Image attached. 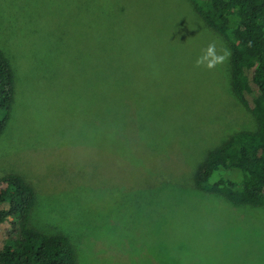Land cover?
Listing matches in <instances>:
<instances>
[{
    "label": "rangeland",
    "instance_id": "1",
    "mask_svg": "<svg viewBox=\"0 0 264 264\" xmlns=\"http://www.w3.org/2000/svg\"><path fill=\"white\" fill-rule=\"evenodd\" d=\"M226 43L191 0H0L16 87L0 175L34 189L31 225L64 233L77 264H264V206L192 183L210 149L257 127L229 55L196 67Z\"/></svg>",
    "mask_w": 264,
    "mask_h": 264
},
{
    "label": "trees",
    "instance_id": "2",
    "mask_svg": "<svg viewBox=\"0 0 264 264\" xmlns=\"http://www.w3.org/2000/svg\"><path fill=\"white\" fill-rule=\"evenodd\" d=\"M204 23L226 40L230 88L248 106L257 127L229 134L192 172L195 188L229 202L264 206V0H191ZM14 67L0 48V135L15 97ZM35 191L19 174L0 175V225L9 223L0 244V264H77L64 233L30 223Z\"/></svg>",
    "mask_w": 264,
    "mask_h": 264
},
{
    "label": "clouds",
    "instance_id": "3",
    "mask_svg": "<svg viewBox=\"0 0 264 264\" xmlns=\"http://www.w3.org/2000/svg\"><path fill=\"white\" fill-rule=\"evenodd\" d=\"M228 53L220 54L216 50L215 44H209L203 54L196 60V67H205L209 70L222 64L228 57Z\"/></svg>",
    "mask_w": 264,
    "mask_h": 264
}]
</instances>
